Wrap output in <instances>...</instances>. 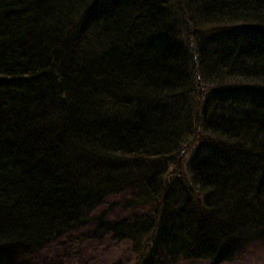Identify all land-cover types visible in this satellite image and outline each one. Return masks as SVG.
<instances>
[{"label": "trees", "instance_id": "16d2710c", "mask_svg": "<svg viewBox=\"0 0 264 264\" xmlns=\"http://www.w3.org/2000/svg\"><path fill=\"white\" fill-rule=\"evenodd\" d=\"M178 22L219 33L195 55L212 90L194 123ZM122 203L154 212L94 216ZM94 218L139 264L264 241V0H0V264Z\"/></svg>", "mask_w": 264, "mask_h": 264}, {"label": "rangeland", "instance_id": "374dc122", "mask_svg": "<svg viewBox=\"0 0 264 264\" xmlns=\"http://www.w3.org/2000/svg\"><path fill=\"white\" fill-rule=\"evenodd\" d=\"M180 23L181 22L177 23V36L180 35L182 42L190 46V48H187L189 49L188 60L190 63V72L192 73L194 83L197 84L196 87L202 91V94L199 98L190 101L188 104H178L177 107L181 109L184 108L182 116H188L190 122L194 123L195 111L197 110L196 115L199 117L203 105L205 104L207 98H209L212 90L211 85H206L205 81H198L196 79L198 75L194 61L197 56V50L199 45H202L205 41L208 42V39H211V37H214L219 33H214L213 35L206 32L209 30L208 28L203 30L200 27L195 32L189 34L185 31L186 28L183 23ZM216 44L217 40L213 38V46ZM186 107H188V114L185 113ZM194 129V133L198 134L199 127L195 126ZM200 137L202 139L207 138L204 133L200 132L197 138L188 142L184 156L182 157L184 165H186L187 162H189L191 158L200 150L199 146L203 143L199 140ZM206 149H210L208 145L205 150ZM209 152L211 151L209 150ZM127 195V193L111 194L108 196V201L109 203L114 201H123ZM103 205L104 206L101 209L98 208L95 210L94 216L100 215L105 209H107L105 214L106 221L122 217H131L135 214L151 215L154 212V206L151 203L140 205H124L122 203V205H116L113 207H110L109 204ZM96 224L97 221L94 218L86 224L77 226L62 235L59 239H54L45 247L35 251L22 260H24L25 263L28 262L30 264H139L137 261L138 256L131 248L128 240H113L110 238V235L104 234L101 231H96ZM172 264H264V241H257L250 244L247 248L239 252L232 261H221L215 259H179V261Z\"/></svg>", "mask_w": 264, "mask_h": 264}]
</instances>
